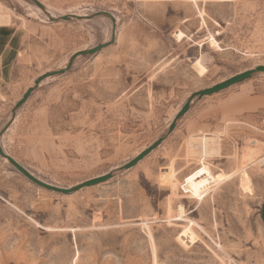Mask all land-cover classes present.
<instances>
[{
    "label": "rangeland",
    "instance_id": "rangeland-1",
    "mask_svg": "<svg viewBox=\"0 0 264 264\" xmlns=\"http://www.w3.org/2000/svg\"><path fill=\"white\" fill-rule=\"evenodd\" d=\"M38 1L0 0L26 35L0 145L52 185L113 176L64 194L0 156V264H264V72L193 99L168 134L192 93L264 65V0ZM99 11L115 41L34 86L111 39Z\"/></svg>",
    "mask_w": 264,
    "mask_h": 264
},
{
    "label": "water",
    "instance_id": "water-1",
    "mask_svg": "<svg viewBox=\"0 0 264 264\" xmlns=\"http://www.w3.org/2000/svg\"><path fill=\"white\" fill-rule=\"evenodd\" d=\"M38 7L40 8H44V6L38 1V0H32ZM94 15H105L108 16L111 21H112V35H111V39L109 41H106L104 43H99L96 46L86 49V50H79L77 52H75L69 59V61L67 62L66 66L63 68H60L58 70H53V71H48L46 73L41 74L35 81H34V86H38L39 83L47 78V77H51V76H55V75H61L63 73H65L66 71H68L74 60L78 57V56H83V55H93L97 52H99L100 50H102L103 48H105L106 46L112 44L115 41V18L113 16L112 13L107 12V11H99L96 12ZM90 15H85V16H81V15H64L61 16V18L63 20H68L71 18H75V19H82V18H90ZM258 72H264V65H257L254 68L245 70L243 72L237 73L221 82H218L210 87L195 91L194 93H192L190 95V97L187 99V101L183 104V106L181 107V109L177 112V114L175 115L173 121L170 123L169 127H168V134L171 133L175 126L177 121L188 111L191 102L193 101V99H200L206 95H210L216 92H219L223 89H226L234 84L243 82L246 79L251 78L255 73ZM34 90V87H29L24 94L22 95L21 99L16 103L13 112L19 108L27 99L28 97L31 95L32 91ZM1 135V133H0ZM165 139V137H160L158 138L154 143H152L151 145H149L147 148H145L143 151H141L138 155H136L133 159H131L130 161L126 162L125 164H123L122 166H120L118 168V170H122V169H129L131 167H133L134 165H136L140 160H142L145 156H147L151 151H153L155 148H157ZM0 156L5 158L12 166H14L20 173H22L26 178H28L30 181H32L33 183L46 188L48 190H52L55 192H59V193H64V194H69V193H73L75 191H78L82 188L85 187H89V186H93L96 184H100L102 182H105L109 179L112 178L113 176V172H107L105 174L96 176L94 178H90L88 180H85L77 185H74L72 187H60V186H56V185H52L49 184L41 179H39L38 177H36L33 173H31L26 167H24L22 164H20L18 161H16L11 155H9L8 153H6L4 151V149L1 147L0 145ZM260 216L264 225V202L262 204L261 207V211H260Z\"/></svg>",
    "mask_w": 264,
    "mask_h": 264
},
{
    "label": "crops",
    "instance_id": "crops-1",
    "mask_svg": "<svg viewBox=\"0 0 264 264\" xmlns=\"http://www.w3.org/2000/svg\"><path fill=\"white\" fill-rule=\"evenodd\" d=\"M23 29L11 15L9 22L0 23V93L11 80L13 64L26 38Z\"/></svg>",
    "mask_w": 264,
    "mask_h": 264
},
{
    "label": "bare ground",
    "instance_id": "bare-ground-1",
    "mask_svg": "<svg viewBox=\"0 0 264 264\" xmlns=\"http://www.w3.org/2000/svg\"><path fill=\"white\" fill-rule=\"evenodd\" d=\"M9 16H7V15H0V23H6V22H8L9 21ZM211 40V44L212 45H214V44H216V40L214 39V38H211L210 39ZM241 187L243 188V189H247V188H249V176H248V174H247V172L244 170L243 171V174H242V176H241ZM179 210L181 211L182 210V207L180 206V208H179ZM180 213H182V212H180Z\"/></svg>",
    "mask_w": 264,
    "mask_h": 264
}]
</instances>
